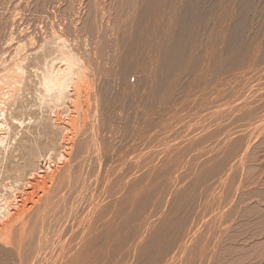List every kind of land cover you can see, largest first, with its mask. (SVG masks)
<instances>
[{
	"label": "rangeland",
	"instance_id": "rangeland-1",
	"mask_svg": "<svg viewBox=\"0 0 264 264\" xmlns=\"http://www.w3.org/2000/svg\"><path fill=\"white\" fill-rule=\"evenodd\" d=\"M263 5L0 0V66L18 60L24 71L0 117V220L19 194L35 191L30 181L58 168L45 210L29 219L41 229L29 224L35 237L26 234L21 253L16 232L18 247L0 241V264H264ZM167 7L174 17L155 21ZM64 54L85 70L81 99L90 102L65 157L69 91L42 85ZM248 62L259 69L247 77ZM249 119L261 127L243 134ZM217 148L234 178L219 184L220 211L206 201L204 223L200 176L211 179L203 167Z\"/></svg>",
	"mask_w": 264,
	"mask_h": 264
},
{
	"label": "bare ground",
	"instance_id": "bare-ground-1",
	"mask_svg": "<svg viewBox=\"0 0 264 264\" xmlns=\"http://www.w3.org/2000/svg\"><path fill=\"white\" fill-rule=\"evenodd\" d=\"M180 1V0H179ZM200 1V0H199ZM235 1V0H234ZM164 2V1H163ZM166 3H167V1H165ZM174 2V1H173ZM176 2V1H175ZM174 2V3H175ZM148 3V2H147ZM165 3V4H166ZM171 3H172V1H171ZM185 4V3H184ZM230 4V3H229ZM235 4H236V2H235ZM171 5V4H170ZM175 5V4H174ZM174 5H173V7H174ZM178 5V4H177ZM241 5V4H240ZM180 6V5H179ZM178 6V7H179ZM184 6V5H183ZM182 6V7H183ZM264 6V5H263ZM160 7V6H159ZM173 7H167V9H166V11H161V14H158L157 16L155 15V21H161L162 19H172L174 16H172V14L171 13H173V12H171L170 10L173 8ZM153 8V7H152ZM159 9V8H158ZM183 9V8H182ZM181 9V10H182ZM236 9V8H235ZM165 10V9H164ZM173 10V9H172ZM233 10H234V8H233ZM159 12H160V10H159ZM234 12V11H233ZM175 13V12H174ZM173 13V14H174ZM180 14V13H179ZM183 14V13H182ZM184 14H186V13H184ZM154 16V15H153ZM207 16H208V14H207ZM184 17V16H183ZM151 19V18H150ZM149 23H151L150 21H149ZM152 24V23H151ZM155 24V23H154ZM153 24V27L155 26ZM150 25V24H149ZM159 26V25H158ZM157 27V26H156ZM155 27V28H156ZM211 27V26H210ZM166 28H167V26H166ZM156 30V29H155ZM159 30V31H158ZM156 31H158V32H160V31H163V27H160L159 29L157 28V30ZM155 31V32H156ZM231 31V30H230ZM153 32V31H152ZM167 33V32H166ZM251 39V38H250ZM63 44V43H62ZM22 44H20V46H21ZM164 45V44H163ZM157 46V45H156ZM60 47V46H59ZM64 48H65V46H64ZM19 49V48H18ZM21 49V48H20ZM62 49V48H61ZM68 50V49H67ZM66 50V51H67ZM18 51H20V50H18ZM59 51V50H58ZM65 51V52H66ZM147 51V50H146ZM62 52V51H61ZM64 52V51H63ZM62 52V53H63ZM18 53H20V52H18ZM70 52H68V54H69ZM142 53V52H141ZM147 53V52H146ZM249 53V52H248ZM68 54H64L61 58H59L58 59V65H57V67L54 65L53 67H52V69L50 70V71H48L47 73H45L44 75V78H42L43 79V81H42V85L46 88V90H48V91H51V90H54V93H55V88H64V89H67L68 91H69V100H70V116H69V119L67 120V122H64V123H62L63 125H64V128H65V130L66 131H69L70 133L67 135V136H65L64 137V140H63V142H64V145H70V147H69V150L70 151H67V152H65V153H63V157H65V156H71L70 154V152H71V150H72V148H73V142H74V139H75V134L77 133L76 132V129H77V126L79 125L78 124V121L82 118V114H81V112L83 111V110H85V108H88L89 107V101L88 100H84V101H82V99H81V90H82V85H83V83H85L86 81H85V74H86V72H84L83 71V69H82V66H81V64H80V61H78V60H76L74 57H71L70 55H68ZM148 55V54H147ZM17 56V55H16ZM19 56V55H18ZM17 56V57H18ZM158 57V56H157ZM14 59V58H13ZM19 59V58H18ZM128 59V58H127ZM6 60V59H5ZM8 60V59H7ZM56 60V59H55ZM146 60V59H145ZM153 60V59H152ZM12 61V60H11ZM14 61H16V60H14ZM13 61V62H14ZM18 61V60H17ZM17 61H16V64H13V65H10L9 63H8V61H2L1 62V66L0 67H2L1 68V70H0V117L3 115L2 113H3V110H4V107L3 106H5V104H6V101H8V99L10 98L11 99V97H14V94H15V92L16 91H19V85L21 84V82H22V77H23V74H24V71H23V69H22V67H21V65H20V63H17ZM114 62V61H113ZM166 62V61H165ZM55 64V63H54ZM248 64L249 65H246V67H244L242 70H241V73H242V75L243 76H247L248 77V75L249 74H251V75H253L254 74V71H255V69L257 68V67H255V65L252 63V64H250L249 62H248ZM53 65V64H52ZM51 65V66H52ZM160 66V65H159ZM24 67V66H23ZM235 67V66H234ZM237 68V67H236ZM157 69V68H156ZM257 69H259V68H257ZM46 71H47V69H46ZM156 71V70H155ZM235 71H238V73L240 72V69H239V67L235 70ZM43 72V71H42ZM257 72V71H256ZM177 73V72H176ZM253 73V74H252ZM264 73V72H263ZM156 74V73H155ZM240 74V73H239ZM241 75V74H240ZM241 75V76H242ZM251 75H249V76H251ZM89 76V75H88ZM238 76V75H237ZM264 76V75H263ZM24 77H25V75H24ZM157 77V76H156ZM240 78V77H239ZM241 79V78H240ZM243 79V78H242ZM259 79H261L260 77H259ZM263 79V78H262ZM248 82V81H247ZM252 82V81H251ZM264 81H260L259 82V84L260 83H263ZM249 84H250V81L248 82ZM245 84V83H244ZM248 84V85H249ZM255 84V83H254ZM231 85V84H230ZM255 85H257L258 86V84L256 83ZM251 86H252V84H251ZM262 86V85H261ZM206 87V86H205ZM248 87V86H247ZM246 87V88H247ZM253 87V86H252ZM252 87H250L249 88V90L252 88ZM263 87V86H262ZM262 87H261V90H263L262 89ZM21 88V87H20ZM241 88V87H240ZM257 89V88H256ZM256 89H252V90H256ZM167 90V89H166ZM248 90V91H249ZM259 90H260V87H259ZM58 92V91H57ZM56 92V93H57ZM245 92L246 93H248L246 90H245ZM244 92V94H246ZM256 92V94L258 95V91H255ZM261 93H262V91H260ZM249 94H250V92H249ZM252 96L254 95V94H251ZM247 96V95H246ZM256 96V95H255ZM254 97V96H253ZM244 98V97H243ZM242 99V98H241ZM243 100V99H242ZM11 101V100H10ZM54 101V100H53ZM214 101V100H213ZM218 101L219 100H217V101H215L214 103H212L213 104V106H214V108H216V107H218L217 106V104H218ZM239 102V101H238ZM8 103V102H7ZM205 103V102H204ZM230 104V103H229ZM55 106H56V104H54ZM228 105V104H227ZM212 107V106H211ZM206 108V107H205ZM208 108V107H207ZM231 108V107H230ZM90 109V108H89ZM93 109V108H92ZM210 108H208L207 110H209ZM212 109V108H211ZM224 109V108H223ZM239 112V111H238ZM60 113V112H59ZM58 112H57V110L55 109V111H54V115H55V119H56V121H58V116L60 115ZM216 113V112H215ZM86 114H88V112L86 113ZM191 114V113H190ZM249 115V114H248ZM3 117V116H2ZM252 117V116H251ZM87 118V117H86ZM198 118V117H197ZM223 118V117H222ZM84 119V118H83ZM254 119V118H253ZM257 119H258V117H257ZM257 119H255V120H250L249 119V123H245V121L243 122V132H245V133H243V134H247L246 132H250V130H253V128L254 127H256V126H258V124H261L260 123V120H257ZM261 119V118H260ZM248 120V119H247ZM85 122H87V120L85 121ZM84 122V123H85ZM247 122V121H246ZM262 122V121H261ZM264 122V121H263ZM57 123V122H56ZM83 123V122H82ZM218 123V122H217ZM242 123V122H241ZM78 124V125H77ZM88 124V123H87ZM57 125H58V123H57ZM59 125H60V123H59ZM58 125V126H59ZM62 125V126H63ZM84 125V124H83ZM216 125V124H215ZM87 125H85V127H86ZM89 127V126H88ZM258 127H261V126H258ZM81 128V127H80ZM257 128V127H256ZM256 128H254V129H256ZM83 129V128H82ZM230 130V129H229ZM257 130V129H256ZM255 131V130H254ZM1 132L2 133H6V128H5V126H4V124L0 121V143L3 141V139H2V136H1ZM215 132V131H214ZM242 132V131H241ZM86 133V132H85ZM204 133V132H203ZM258 133H259V131H258ZM79 134V133H78ZM212 134V133H211ZM215 134V133H214ZM242 134V133H241ZM73 135H74V138H73ZM71 136V137H70ZM210 137V136H209ZM226 137V136H225ZM244 137V136H243ZM222 137H220L219 139H221ZM249 138V137H248ZM209 139V138H208ZM218 139V138H217ZM229 140V139H228ZM226 141H227V139H226ZM250 141V140H249ZM217 142H219V141H217ZM246 142V141H245ZM205 143H206V141H205ZM221 143H222V140H221ZM217 144V143H216ZM223 144H224V142H223ZM223 144H221V145H223ZM213 145H214V143H213ZM219 146H220V144H219ZM224 146H226V144H224L223 145V147ZM216 147V146H215ZM215 147H213V148H215ZM207 148V147H206ZM227 148V147H226ZM209 149V148H208ZM68 150V149H67ZM210 150H212V149H210ZM215 151H214V153H213V155H211L212 156V158H211V160L209 161V164H208V166L207 167H203L204 168V170H207L208 169V172H209V174H210V177H211V179L207 176V178H205V179H207V182L205 181V179H204V177H203V175H202V177L200 176V195H199V198H200V201H199V207L201 208V211H202V217L200 218L202 221H204V220H206L207 219V216L209 215L208 213H206L207 211H206V206L207 205H209L210 206V204H207L206 203V201H208L209 202V200H210V203L211 202H213V206L215 207V209L217 208L218 210H219V208H222L223 206H225L224 204H222V200H223V198L225 197L223 194L220 196V194L221 193H224V191H218L219 189H221L220 187H222V186H224L223 185V183L221 182L223 179H225V181H226V184H231L233 181V176H230L231 175V173H230V168L228 167V166H225V161H226V159L228 158V156L227 155H225L224 154V152L221 154L220 153V151H219V149L217 148V149H214ZM240 150V149H239ZM246 150V149H245ZM202 151V150H201ZM227 151V150H226ZM247 151V150H246ZM239 152V151H238ZM244 152V151H243ZM211 153V154H212ZM237 153V152H236ZM236 153H235V158H236ZM227 154V153H226ZM230 154V153H229ZM210 155V154H209ZM234 155V154H233ZM227 156V157H226ZM232 156V155H231ZM237 156H238V154H237ZM62 157V158H63ZM191 158V157H190ZM206 158H208V157H206ZM206 158H205V160H206ZM244 158H245V156H244ZM243 158V159H244ZM233 159V158H232ZM203 160V159H202ZM201 161V160H200ZM231 161V160H230ZM206 163V162H205ZM231 164H232V161L230 162ZM196 164V163H195ZM230 165V164H229ZM236 165V164H235ZM241 165V164H240ZM238 166V165H237ZM232 167H234V165L232 164ZM236 168V167H235ZM243 168V167H242ZM58 169V168H57ZM57 169H56V167H52L51 165L49 166V169L47 170V173L46 174H44V175H42L40 178L39 177H36V178H34L32 181H30V183L29 184H31V186H32V190H35L34 192H32V191H29L30 189H26V191L23 193V194H19L17 197H16V199H15V202L13 203V204H9V205H7V207H6V213L4 214V216H3V219L2 220H0V241H3L6 245H8V246H16L17 245V247H18V244H14V242H17V241H19L20 242V245H19V247H18V252H20L21 253V249H19V248H22L21 247V245H22V242H23V240H24V238L26 239V234L27 233H29V232H27L28 231V229H30V228H28V226H31L32 224V226L34 227V226H37L36 224H38V223H35V222H38L37 220L34 222L35 223V225H34V223H31L30 221H29V219L30 218H32L36 213V211L37 210H35L37 207H39V206H42V204L44 205V203L45 202H43V199L44 198H46L45 196H50V197H52V192L50 191V189L52 188L51 187V182H53V181H55V180H57V179H55V177L56 176H58V173H57ZM231 170H232V168H231ZM235 170V169H234ZM240 171V170H239ZM201 172H203V171H201ZM208 172H207V174H208ZM232 172H234V171H232ZM60 174V173H59ZM232 175H233V173H232ZM242 175V174H241ZM252 176V175H251ZM225 177V178H224ZM60 181V180H59ZM224 181V180H223ZM57 183H58V181H56ZM56 183V184H57ZM222 184V186H219V184ZM55 184V185H56ZM59 184V183H58ZM54 185V186H55ZM238 186V185H237ZM241 187V186H240ZM230 188V187H229ZM238 188V187H237ZM39 189H42L41 190V192H38L39 191ZM69 189V188H68ZM52 190V189H51ZM55 190V189H54ZM223 190H224V187H223ZM237 192V191H236ZM239 192V191H238ZM40 193V194H39ZM49 193H51V194H49ZM225 194V193H224ZM220 196V197H219ZM227 196V195H226ZM236 196V195H235ZM27 197V198H26ZM34 197H36V199L33 201V199H34ZM49 197V198H50ZM208 197H210L209 199H208ZM218 197L220 198V199H218ZM33 198V199H32ZM58 198V197H57ZM198 198V197H197ZM217 199H218V201H217ZM33 201V202H29V201ZM52 200V199H51ZM57 200V199H56ZM234 200V199H233ZM47 201V200H46ZM55 201V200H54ZM29 202V203H28ZM224 202V201H223ZM48 203H50V201L48 202ZM48 203H46L47 205H48ZM232 205V204H231ZM49 206V205H48ZM204 207H205V209H204ZM212 207V206H211ZM213 207V208H214ZM227 207V206H226ZM228 207H230V206H228ZM40 209H38V211H42L44 208H43V206H42V208L41 207H39ZM45 208H46V206H45ZM49 208V207H48ZM199 208V209H200ZM42 209V210H41ZM53 209V208H52ZM55 209V208H54ZM215 209L213 210V211H215ZM35 210V211H34ZM45 210V209H44ZM46 210H48V209H46ZM204 210V211H203ZM218 210H216V212L218 211ZM220 211V210H219ZM48 211H45V213H47ZM35 213V214H34ZM44 213V212H43ZM207 215H206V214ZM212 213V212H211ZM32 214H34V215H32ZM200 214V215H201ZM37 215V214H36ZM36 215H35V217H36ZM39 215H40V212H39ZM38 215V216H39ZM42 215V217H38V219L40 218H42V219H45L44 217L46 216V214H45V216L43 215V214H41ZM214 215V214H213ZM212 215V216H213ZM216 215V214H215ZM219 215V214H218ZM223 214H221V216H222ZM32 216V217H31ZM44 216V217H43ZM211 216V217H212ZM220 216V215H219ZM209 217V216H208ZM34 218V217H33ZM47 218V217H46ZM35 219H37V217L35 218ZM39 219V220H40ZM41 219V220H42ZM88 219V218H87ZM209 219H210V217H209ZM218 219V218H217ZM217 219L216 218H214V219H212V220H210V222L209 223H214L215 221H217ZM220 219V218H219ZM30 220H32V219H30ZM41 220L39 221V225H42V224H40V223H44V221L43 222H41ZM200 220V221H201ZM90 221V220H89ZM220 221V220H219ZM111 222V221H110ZM207 222V221H206ZM221 222H222V220H221ZM204 223H205V221H204ZM29 224H31V225H29ZM109 224V223H108ZM206 225V224H205ZM210 225V224H209ZM220 225H221V223H220ZM38 227V226H37ZM35 228V227H34ZM34 228L32 229L31 228V230H29L30 232L33 230L34 231V233H33V235L35 234V231L37 232V230L40 228V227H38V228H35V229H37V230H34ZM41 229V228H40ZM42 230H43V228H42ZM42 230H39V231H41V232H43ZM86 230V229H85ZM88 230V229H87ZM16 232V234L18 235L19 234V238H15L17 241H15V239L13 240V238L16 236V234H15V236H14V234L13 233H15ZM30 234V233H29ZM32 234V233H31ZM30 234V235H31ZM38 234V233H37ZM42 234V233H41ZM29 235V236H30ZM36 235V234H35ZM39 235H40V233H39ZM27 237V239H31L32 237H35V236H32V237ZM38 236V235H37ZM41 238H42V236H40ZM44 237V236H43ZM19 239V240H18ZM32 239H34V238H32ZM31 239V240H32ZM39 239V238H38ZM25 241H27V240H25ZM36 241V240H35ZM28 242V241H27ZM30 242H33V241H30ZM41 242V241H40ZM18 243V242H17ZM34 243V242H33ZM26 244H28V243H26ZM31 244V243H30ZM36 244V243H35ZM14 246V247H15ZM30 246V245H29ZM32 246V245H31ZM13 247V248H14ZM16 248V247H15ZM14 248V249H15ZM36 248V247H35ZM34 248V249H35ZM50 248V247H49ZM77 248V247H76ZM12 249V248H11ZM23 249V248H22ZM48 249V248H47ZM16 250V249H15ZM37 250V249H36ZM39 251V250H38ZM18 252H16V253H18ZM98 252V251H97ZM73 253V252H72ZM37 254V253H36ZM44 254V253H43ZM66 254V253H65ZM79 254H80V252H79ZM87 254V253H86ZM19 256H21L22 257V255H19ZM20 257V258H21ZM64 257V256H63ZM58 258H60V257H58ZM21 261V260H20ZM62 262V261H61ZM83 262V261H82ZM82 264V263H81Z\"/></svg>",
	"mask_w": 264,
	"mask_h": 264
}]
</instances>
